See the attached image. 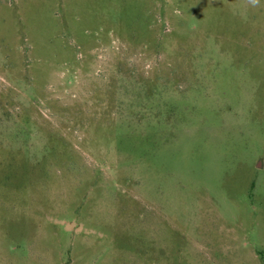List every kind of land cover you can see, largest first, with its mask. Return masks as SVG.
I'll return each instance as SVG.
<instances>
[{"label":"rangeland","instance_id":"rangeland-1","mask_svg":"<svg viewBox=\"0 0 264 264\" xmlns=\"http://www.w3.org/2000/svg\"><path fill=\"white\" fill-rule=\"evenodd\" d=\"M0 264H264V0H0Z\"/></svg>","mask_w":264,"mask_h":264}]
</instances>
